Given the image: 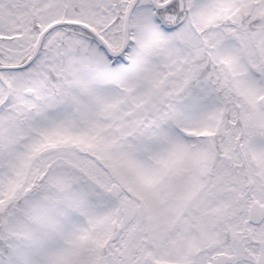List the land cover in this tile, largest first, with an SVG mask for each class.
<instances>
[{
	"label": "snow or ice",
	"instance_id": "6c2138e0",
	"mask_svg": "<svg viewBox=\"0 0 264 264\" xmlns=\"http://www.w3.org/2000/svg\"><path fill=\"white\" fill-rule=\"evenodd\" d=\"M0 264H264V0H0Z\"/></svg>",
	"mask_w": 264,
	"mask_h": 264
}]
</instances>
